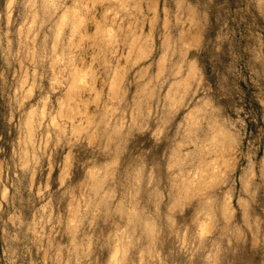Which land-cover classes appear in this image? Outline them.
I'll return each instance as SVG.
<instances>
[{"label":"clouds","instance_id":"obj_1","mask_svg":"<svg viewBox=\"0 0 264 264\" xmlns=\"http://www.w3.org/2000/svg\"><path fill=\"white\" fill-rule=\"evenodd\" d=\"M0 264H264V0H0Z\"/></svg>","mask_w":264,"mask_h":264}]
</instances>
